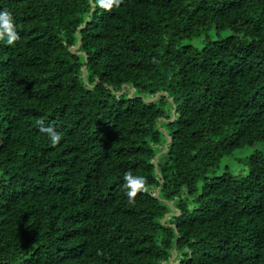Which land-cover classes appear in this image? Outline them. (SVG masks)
<instances>
[{"label": "trees", "instance_id": "obj_1", "mask_svg": "<svg viewBox=\"0 0 264 264\" xmlns=\"http://www.w3.org/2000/svg\"><path fill=\"white\" fill-rule=\"evenodd\" d=\"M4 9L0 264H264V0Z\"/></svg>", "mask_w": 264, "mask_h": 264}, {"label": "clouds", "instance_id": "obj_2", "mask_svg": "<svg viewBox=\"0 0 264 264\" xmlns=\"http://www.w3.org/2000/svg\"><path fill=\"white\" fill-rule=\"evenodd\" d=\"M100 8L105 11H112L114 7H119L121 0H97ZM20 39L12 13L4 9L0 11V41L7 45H14ZM53 147L57 146L61 139L62 133L58 132L52 126L43 128ZM123 188L126 189L125 195L129 203H134L139 193L149 191L147 179L143 176H134L131 171L124 173Z\"/></svg>", "mask_w": 264, "mask_h": 264}]
</instances>
